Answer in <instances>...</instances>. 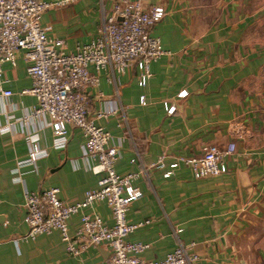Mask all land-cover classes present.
<instances>
[{"label":"crops","instance_id":"1","mask_svg":"<svg viewBox=\"0 0 264 264\" xmlns=\"http://www.w3.org/2000/svg\"><path fill=\"white\" fill-rule=\"evenodd\" d=\"M115 1L69 0L45 9L41 25L74 50L98 35ZM140 1L164 6L166 14L152 34L168 52L151 61L145 86L132 62L123 73L101 69L99 84L87 90L91 115L114 110L96 123L118 148L116 170L138 172L133 183L142 194L128 206L127 220H151L127 238L147 243L141 255L148 259L195 242L199 258L192 264H264V43L247 34L263 17L264 0ZM1 68L0 264H104L112 253L108 243L74 255L57 230L24 237L25 189L57 186L62 199L74 202L97 187L100 174L91 169L81 128L69 124L66 145L57 147L49 115H33L37 98L25 91L32 79L24 50L17 51L15 65L5 61ZM1 88L12 93L3 95ZM166 104L176 110L168 113ZM32 136L47 154L20 165ZM229 141L237 149L225 157L227 171L196 178L181 163L164 176L176 156L199 155L206 144ZM159 154L165 155L164 168L151 166ZM84 211L113 223L108 204L95 201L68 219L71 234Z\"/></svg>","mask_w":264,"mask_h":264},{"label":"built area","instance_id":"2","mask_svg":"<svg viewBox=\"0 0 264 264\" xmlns=\"http://www.w3.org/2000/svg\"><path fill=\"white\" fill-rule=\"evenodd\" d=\"M68 1L0 0V74L1 64L8 61L15 65L16 53L23 49L27 72L32 79V86L25 91L37 98L33 115H49L57 147L66 145L69 124L81 128L86 137L91 169L100 174L97 187L86 190L84 198L74 202L62 199L57 186L25 189L24 220L29 230L24 237L34 238L57 230L67 244V250L74 255H79L90 245L108 243L112 253L104 264H192L199 258L194 250L195 242L179 243L162 259H148L141 255L148 244L127 238L137 227L151 221L129 222L126 217L130 203L142 194L139 186L133 183L138 172L119 173L116 170L118 148L110 144L111 133L96 123L97 117H106L114 110L91 115L87 93L88 87L99 84L101 69L111 66L123 73L132 62H136L140 70L139 84H147L152 76L151 61L168 52L160 37L152 34V28L163 18L166 10L161 4L145 7L140 0H116L98 35L68 51L65 40L49 35L40 20L45 9ZM90 65L95 70H91ZM1 93L8 96L12 90L1 88ZM186 93V90H181L179 95ZM140 101L147 102L146 94L140 96ZM166 109L173 113L176 105L166 104ZM31 140L28 157L21 160L20 165L33 163L47 154L36 136ZM236 149L235 141L224 146L206 144L199 155L176 156L164 176L172 174L181 163L188 165L196 178L225 172L228 169L225 157L235 153ZM151 166L164 168L165 155L159 154ZM95 201L108 204L113 223L108 224L97 212L84 211L80 226L71 234L68 219Z\"/></svg>","mask_w":264,"mask_h":264},{"label":"rangeland","instance_id":"3","mask_svg":"<svg viewBox=\"0 0 264 264\" xmlns=\"http://www.w3.org/2000/svg\"><path fill=\"white\" fill-rule=\"evenodd\" d=\"M264 15L260 20H256L253 25L248 29L247 34L252 40H257L264 43ZM261 26V27H260Z\"/></svg>","mask_w":264,"mask_h":264}]
</instances>
